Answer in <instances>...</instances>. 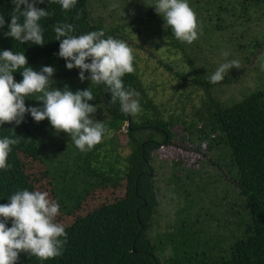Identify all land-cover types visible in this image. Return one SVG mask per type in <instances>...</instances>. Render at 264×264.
<instances>
[{"label": "trees", "instance_id": "obj_1", "mask_svg": "<svg viewBox=\"0 0 264 264\" xmlns=\"http://www.w3.org/2000/svg\"><path fill=\"white\" fill-rule=\"evenodd\" d=\"M187 2L198 22V38L192 44L177 40L171 28L165 30L163 17L145 0H78L72 11L45 0L37 4L50 13L40 21L45 40L40 46L4 35L14 5L0 0L6 21L0 28V52H24L36 71L53 66V88L90 87L95 100L89 103L97 107L93 115L108 129L101 143L81 152L67 133L56 134L47 119L37 123L26 114L20 125L0 126V139L20 140L11 146V169H0V204L24 189L48 192L60 205L55 222L68 234L62 255L41 261L20 253L17 264H264V39L253 40L263 30L257 25L264 24V0ZM112 3L119 9L109 11ZM57 23L74 24L76 35L102 29L105 38L122 40L132 49L135 71L122 80L125 88L139 93L135 98L141 111L135 117L109 102L105 85L81 81L79 69H67L57 55ZM223 52L229 53L227 58ZM226 60H238L240 69L233 67L222 82L210 83L209 77ZM13 75L17 82L23 79L21 71ZM195 87L205 91L200 106L191 102ZM177 99L183 104L180 110L165 116L167 103ZM25 103L42 102L26 98ZM123 127L126 144L117 135ZM175 137L181 139V151L174 156H192L203 148L204 153L217 151L218 166L227 171L231 189L219 193L215 188V197L207 196L217 200L208 220L198 209L203 196L181 192V179L191 176L179 172L182 159L156 160L160 148L177 144ZM126 146L131 149L126 151ZM166 161L174 168L169 175L164 173ZM33 164L34 170L28 171ZM39 171L50 189L39 184ZM103 190L116 192L115 199L83 213Z\"/></svg>", "mask_w": 264, "mask_h": 264}, {"label": "clouds", "instance_id": "obj_2", "mask_svg": "<svg viewBox=\"0 0 264 264\" xmlns=\"http://www.w3.org/2000/svg\"><path fill=\"white\" fill-rule=\"evenodd\" d=\"M44 2L12 0L11 22L4 35L21 44L27 42L43 46L45 40L40 21L50 13L37 4ZM49 3L59 4L63 11H72L78 0H49ZM145 3L163 17L165 30L171 28L180 42L192 44L198 38L196 13L187 0H155L154 4L145 0ZM116 9H119L118 3L109 5V11ZM121 14L126 15L124 9ZM5 23L4 16L0 14V28ZM54 32L55 40L60 42L57 55L65 59L67 69H79L81 81L105 85L111 96L109 102L112 105L119 103L120 112L124 115L135 117L141 111L135 98L139 93L125 88L122 80L125 74L135 71L134 55L126 42L112 36L105 38L102 29L76 35L72 23H57ZM222 55L227 58L229 53L223 52ZM233 67L240 69V62L226 60L209 77V82H222ZM261 70H264V64ZM16 71H21L23 77L19 82L13 75ZM54 73L53 66H44L40 71L28 66L24 52L8 49L0 52V126L5 123L20 125L26 114H30L37 123L47 119L56 134L67 133L81 152L91 151L108 132L103 120L93 115L97 112L96 105L89 103L95 100L93 92L90 87L76 91L67 85L63 89L53 88ZM26 98L42 103L40 106H27ZM19 143V138L0 139V169H11L8 163L11 146ZM59 209L60 205L49 199L48 192L28 189L13 193L9 203L0 204V264H17L20 253L41 261L62 255L68 234L62 224L55 222ZM9 221L11 227L7 226Z\"/></svg>", "mask_w": 264, "mask_h": 264}, {"label": "rangeland", "instance_id": "obj_3", "mask_svg": "<svg viewBox=\"0 0 264 264\" xmlns=\"http://www.w3.org/2000/svg\"><path fill=\"white\" fill-rule=\"evenodd\" d=\"M257 26L261 27L263 30L261 33H259L260 31L256 33L255 37L253 38L254 41H256V40L260 41V39H264L263 38L264 37V24L263 25L258 24ZM144 41L145 40H143V42ZM134 44H137V43L134 42ZM148 47L150 48L151 45L149 44ZM260 49H262L264 52V41H263V45L261 46ZM256 51H258V50H256ZM248 64H247V66L245 65L246 67L244 69L250 68L252 66V62H250ZM190 94H191L190 95L191 102L197 103V104H199V106L202 103V100L206 97L205 91L198 90V88H196L194 92L192 89ZM235 98L237 99V97H235ZM188 102H189L188 104L190 105V101H188ZM167 105L169 107L167 108V110H164L165 116H167L169 113L173 112L174 110H180L179 108H181V106L183 104H180L179 100L177 99L176 103H174L172 101V102L167 103ZM189 110H191V109H189ZM125 133H126V127H123L122 132L117 134V135H119V138L123 144H126L128 141V136ZM174 142H177V144L174 146H171L170 149L160 148L158 150V152H156V160H157V156H159V158H161V160H163L167 156H169L167 158V159L170 158L169 160H172L171 159L172 157H174L176 159H182L183 165L180 168L182 170L179 172H182L185 175L187 173H189L191 175V176L186 177L188 180L181 179L182 180L181 192L183 195L185 192H188L191 195L196 194L199 197V199H201L200 198V194H201L203 196V199H204L205 196L207 198V196L213 195L215 188L219 193H222L223 189L225 187L230 186V189H231L230 180L228 179V177L226 176V173H225V172H227L226 169H225V171H223L221 169V167L218 166L219 161H218V152L217 151L204 153L205 150L203 148L202 152H197V153H195V155H192V156H186V157H185V155H182V157L181 156H174V155H177L179 153V151H181L178 148L180 146L179 144L181 142V139L175 137ZM130 149L131 148L129 146H126V151H128ZM170 156H172V157H170ZM156 163H158V162H156ZM156 163H154V164L156 165ZM159 165L161 167V165H162L161 161L159 162ZM34 166H36V164L28 165V171H30V172L33 171ZM163 168H164V173H167V174L171 173L174 170L173 167L169 166L167 161L165 162ZM39 173H42V171H39L37 174L39 177L43 178L39 184L42 187L50 189L51 186L48 184V181H47L46 177L44 176V174H39ZM163 176H164V174H163ZM164 178L166 179L167 176ZM217 179H218V181L215 182L216 186L214 187V185H212L213 181L217 180ZM205 182H207V183H205ZM207 191L209 192V194ZM123 193H124V191H122L120 193V195H122ZM115 196H116V192H115V194L114 193L112 194V192H110V191H106V190L101 191V194L97 198L90 200L89 203L86 205V207H84L83 213H87L89 210H93L94 208L99 207L101 204H103L105 202L113 201V199H115ZM203 199H201V203L199 204L198 209H201V211L204 212V214L206 216V220H208L209 215L212 212H214L216 209L217 200H212V199H208V198H207L208 200H206V199L203 200ZM68 222H70V221H68Z\"/></svg>", "mask_w": 264, "mask_h": 264}]
</instances>
